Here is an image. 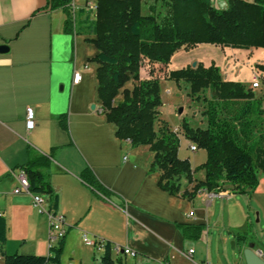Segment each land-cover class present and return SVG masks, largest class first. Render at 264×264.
<instances>
[{
  "label": "crops",
  "instance_id": "0c3cea01",
  "mask_svg": "<svg viewBox=\"0 0 264 264\" xmlns=\"http://www.w3.org/2000/svg\"><path fill=\"white\" fill-rule=\"evenodd\" d=\"M154 1L142 0L143 14L152 13ZM47 2L0 0V48L8 47L0 50V212L7 219L6 253L49 254L48 217L36 210L31 193L14 192L20 167L27 163L32 147L52 154L47 172L59 195L57 212L64 216L68 228L61 264H100L105 248L98 251L85 245V233L107 240L112 246L129 247L135 256L112 252L115 259L123 257L125 264H215L204 237L213 221L220 224V217L215 220L219 206L216 196L227 197L220 203L222 214L227 201L233 202L229 209L244 216L242 225L231 221L233 230L251 224V213L257 218L259 225L254 227L253 235L259 239L248 243L254 244L264 258V176L251 193H237L233 185L224 184L218 194L202 191L189 200L161 189L160 172L149 171L154 159L149 146H133L130 140L120 139L117 126L102 112L99 65L92 60L98 48L75 29L66 31L65 12L48 8ZM78 2L73 0L75 13L87 0ZM218 49L221 55L210 58L207 65L213 59H223L224 78L250 87L254 73L259 71L263 79L253 91L262 87L264 71L253 65L264 64V48ZM254 53L257 59L250 60ZM183 54L187 53H176L169 66L182 65L184 62L178 63L177 59ZM76 72L82 74L79 82L74 81ZM133 86L130 80L124 88L131 90ZM124 88L114 105L123 101ZM256 97L262 100L264 109V92ZM29 107L34 109L36 119L32 129L26 126ZM163 117L162 113L161 120L173 130L180 128L179 122L173 126ZM179 136V157L188 159L193 169L203 165L207 152L189 150L192 142L182 133ZM86 169L107 195L82 180ZM197 172L199 179H204L205 171ZM183 188L192 187L184 182ZM180 224H204L205 228L198 238L192 234L185 237ZM247 245L244 241L243 252ZM190 248L194 249L193 260L183 255ZM0 264H5L3 257ZM238 264H246L243 254Z\"/></svg>",
  "mask_w": 264,
  "mask_h": 264
},
{
  "label": "trees",
  "instance_id": "16d2710c",
  "mask_svg": "<svg viewBox=\"0 0 264 264\" xmlns=\"http://www.w3.org/2000/svg\"><path fill=\"white\" fill-rule=\"evenodd\" d=\"M156 2L159 0H155ZM96 11L85 5L74 12L73 0H48L50 9H62L66 31L76 30L92 41L99 53L98 98L107 120L117 126L116 135L133 146L148 145L154 153L150 172H160L159 186L171 195L193 200L202 191L218 193L224 184L237 193H251L264 176V109L253 87L224 78L220 66L203 62L170 68L173 56L200 44L222 48H264V0H229L220 9L211 0H160L151 14L142 13V0H96ZM257 67L264 71V64ZM134 81L133 88H124ZM169 80L177 87L185 85L191 100L207 106L206 126L194 127L184 117L182 134L207 152L201 166L202 180L194 179L196 169L178 155L180 136L166 123L159 124L163 105L161 84ZM124 88V99L114 105ZM159 124V130L156 125ZM52 154L28 149V161L20 167L27 177L31 194L49 197L57 212L59 195L50 182L47 168ZM81 178L93 189L107 195L93 173L86 169ZM183 181L195 182L191 190ZM185 237L198 238L205 225L180 224ZM7 219L0 215V257L5 264H61L65 239L48 255L6 253ZM242 232L243 229H235ZM249 246L250 244L247 243ZM100 264H125L123 257L113 258L111 243L105 240Z\"/></svg>",
  "mask_w": 264,
  "mask_h": 264
},
{
  "label": "rangeland",
  "instance_id": "374dc122",
  "mask_svg": "<svg viewBox=\"0 0 264 264\" xmlns=\"http://www.w3.org/2000/svg\"><path fill=\"white\" fill-rule=\"evenodd\" d=\"M78 3H83L84 0H78ZM92 1V0H91ZM212 4L220 9H226L229 7V0H211ZM246 1H254V0H246ZM154 5L156 10L159 8L160 0L154 1ZM92 11V10H91ZM206 44L204 46H197L192 50L184 51L187 54L181 55L178 59V63L184 62L180 67H185L187 65H193L194 62L197 63L203 62L205 65L207 63H210L208 60L210 58H216L219 57L221 54L219 53V46L215 45H209ZM221 49H224L221 47ZM258 54L254 53L250 55V60L257 59ZM234 55L230 56L233 57ZM263 55H261L262 57ZM204 62L202 60V58ZM221 60V61H220ZM212 62L216 63L218 66H221V72L223 71L222 68H224L223 59H213ZM211 62V63H212ZM257 63L253 65V67L256 68V70H259L257 67ZM170 68L175 69L176 67L171 66ZM254 74L259 75V71L255 72ZM246 73L243 74L245 76ZM254 76V75H253ZM260 79H263L261 76ZM126 85V84H125ZM170 90V92H168ZM257 96L260 94H263L264 92V83L262 84V87L260 89H257L254 91ZM187 88H185V85L177 87L176 83L173 81L165 80L161 84V96L163 105L161 108L162 113L164 114V120L170 124L175 125L176 122H179L180 129H181V123L182 119L186 117L190 120L191 125L194 127H205L206 126V115L205 110L207 109V106L200 101H194L191 100V97L187 94ZM182 108V112L179 113V109ZM159 110V124L162 126L164 125V122L161 120L160 117H162V113ZM159 124L156 125V130H159ZM172 129V128H171ZM182 130V129H181ZM182 133V132H181ZM180 135V134H179ZM182 140V136H180V143ZM180 148V146H179ZM190 150V149H189ZM204 150V149H203ZM202 152V150H201ZM179 155V150H178ZM182 159V158H181ZM202 166V165H201ZM201 166L195 168L196 171L203 170L201 169ZM194 169V170H195ZM194 179H198V172L194 174ZM185 182L186 186H193L195 185V182L188 183ZM190 188V189H192ZM218 194V193H217ZM225 200H227V197H224ZM222 198H219L218 196L215 197V200L218 201V208H217V215L215 217V220L220 217V224L216 225L214 224V221L211 223V225L206 228V234L204 239L207 241L209 248H210V256L215 264H238V260L242 257L243 251V243L246 241L247 243L250 241H257L259 239V236H254V227L259 224L256 223L257 218L251 213V224L245 225L242 232H237L235 229L233 230L231 228V221L234 223H238L237 225H242L244 223V216L240 215L238 210L236 209H229V204H232L233 202H227L225 201L224 208H223V214L221 212L220 203L224 200ZM242 200V198H239ZM222 206V205H221ZM246 213H248V208L245 205ZM37 210V208H36ZM38 211V210H37ZM46 216V215H45ZM224 223V225H222ZM259 228V227H258ZM258 235V234H257ZM18 240V238H14L13 241ZM234 243V244H233ZM151 261V260H150Z\"/></svg>",
  "mask_w": 264,
  "mask_h": 264
},
{
  "label": "built area",
  "instance_id": "2783aa9c",
  "mask_svg": "<svg viewBox=\"0 0 264 264\" xmlns=\"http://www.w3.org/2000/svg\"><path fill=\"white\" fill-rule=\"evenodd\" d=\"M86 6L92 11H96L97 5L93 0L92 1L87 0ZM81 79H82V74L80 72H76L74 81L79 82V80ZM252 87L253 88L260 87V76L258 74H254L253 76ZM35 125H36L35 112L33 108L29 107L27 109V115H26V126L28 129H32ZM173 131L177 134L181 133L180 128H174ZM189 147L191 151H196L198 149L197 144L193 142L190 144ZM17 178H18L19 184L14 189V192L15 193L29 192L28 191L29 183H28L25 173L23 171H20L17 175ZM32 199H33V204L35 208H37L38 212L41 214H45L49 219V222H50L49 248H50L54 246L61 238H63L66 235L67 227H66L64 216L56 212L52 208L49 197L47 195H43V194L33 195L32 194ZM0 215H2L1 212H0ZM82 240L85 245L92 247L95 250L101 251L105 248L104 246L105 240L100 237L85 233L83 234ZM111 252H114L115 254H118V255L127 254V255L135 256V253L129 247H125V246L118 245V244H115L113 246L111 245ZM193 253H194V249L190 248L187 251H185L183 255L186 258L193 260ZM202 264H208V263L204 262Z\"/></svg>",
  "mask_w": 264,
  "mask_h": 264
},
{
  "label": "water",
  "instance_id": "95a60500",
  "mask_svg": "<svg viewBox=\"0 0 264 264\" xmlns=\"http://www.w3.org/2000/svg\"><path fill=\"white\" fill-rule=\"evenodd\" d=\"M7 46H2L0 50H7ZM196 66V62L193 63ZM182 112V108L179 109V113ZM234 244V243H233ZM246 264H264V258L259 250L254 248V244H250L244 249L243 252Z\"/></svg>",
  "mask_w": 264,
  "mask_h": 264
}]
</instances>
